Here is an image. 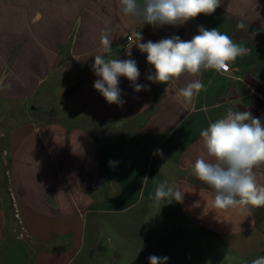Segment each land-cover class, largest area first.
Listing matches in <instances>:
<instances>
[{"label": "crops", "instance_id": "0c3cea01", "mask_svg": "<svg viewBox=\"0 0 264 264\" xmlns=\"http://www.w3.org/2000/svg\"><path fill=\"white\" fill-rule=\"evenodd\" d=\"M240 22L244 29L237 28ZM201 25L219 28L248 54L223 74L205 70L157 84L146 78L154 72L147 54L133 45L135 39L126 43L134 31L141 32V43L190 40ZM103 31L113 39L109 53L100 43ZM97 54L135 59L137 83L150 90L135 92L120 77L126 103H107L94 88ZM7 75L12 83L1 84L0 101L16 102L12 87L19 76L29 103L20 110V126L9 133L10 183L34 245L8 238L10 205L0 182V264H68L88 214L106 211L108 204L122 211L143 199L153 203L165 180L185 192L182 203L162 202L173 217L221 238L250 232L264 246V226L256 225L246 205L215 208L214 191L191 174L196 158L206 154L200 131L228 109L250 111L264 122V0H221L212 15L155 28L124 16L119 0H0V77ZM193 79L204 90L186 101L178 92ZM11 114L0 115L7 117L3 124L17 117ZM157 149L162 155L154 154ZM253 171L264 186V164Z\"/></svg>", "mask_w": 264, "mask_h": 264}, {"label": "clouds", "instance_id": "9594fccd", "mask_svg": "<svg viewBox=\"0 0 264 264\" xmlns=\"http://www.w3.org/2000/svg\"><path fill=\"white\" fill-rule=\"evenodd\" d=\"M119 4L124 16L140 19L143 25L155 28L182 25L201 14L212 15L220 7L221 0H119ZM237 28L244 29V23H238ZM131 38L137 41L133 45L147 54V64L154 69L147 80L157 84H167L185 74L198 77L205 70L223 74L229 71L231 62L249 52L247 47L219 28L207 29L202 25L190 40L172 36L141 43L140 31H134ZM112 40L106 31L102 32L100 43L104 53L111 52ZM126 54L131 57L130 49ZM92 70L97 77L94 88L109 104L122 106L126 103L121 99L120 77L130 81L135 92L150 90L147 85L137 83L140 71L135 59H114L97 54ZM202 90L204 84L201 80L193 79L179 89L178 95L191 101ZM199 135L206 154L196 158L191 165V174L214 191L213 206L227 209L238 205L253 208L264 205V186L258 185L253 171L264 164V122L253 117L250 111L228 109L223 117L209 123ZM154 154L162 155V150L157 149ZM109 163L115 165L117 162ZM184 194L178 185H170L165 180L158 183L151 199L154 205L173 200L182 203ZM167 261L166 256L149 257V264H167ZM251 264H264V256L252 260Z\"/></svg>", "mask_w": 264, "mask_h": 264}, {"label": "rangeland", "instance_id": "374dc122", "mask_svg": "<svg viewBox=\"0 0 264 264\" xmlns=\"http://www.w3.org/2000/svg\"><path fill=\"white\" fill-rule=\"evenodd\" d=\"M18 78L20 84L12 87L19 96L16 102L9 105L3 103L7 100L0 101L1 116L5 111H12L11 116L17 115L7 124H3L7 117L0 116V182L10 205L8 238L31 248L34 242L27 230L24 231V221L10 183L9 133L20 126L25 116L20 110L29 104L23 97L25 81ZM0 79V87L5 82L12 83L9 75ZM7 93L8 90L3 94ZM30 103L32 105L34 100ZM106 208V211H93L86 216L80 245L68 264H149L152 255L168 257L167 264H251L252 260L264 256L259 235L247 232L243 236L221 238L188 227L162 204L154 205L143 199L122 211L112 210L115 207L111 204ZM259 230L264 232V227Z\"/></svg>", "mask_w": 264, "mask_h": 264}, {"label": "trees", "instance_id": "16d2710c", "mask_svg": "<svg viewBox=\"0 0 264 264\" xmlns=\"http://www.w3.org/2000/svg\"><path fill=\"white\" fill-rule=\"evenodd\" d=\"M246 207L249 208V210L253 214L256 225L258 227H260V225H263L264 224V205L258 208H253L251 205H246Z\"/></svg>", "mask_w": 264, "mask_h": 264}, {"label": "built area", "instance_id": "2783aa9c", "mask_svg": "<svg viewBox=\"0 0 264 264\" xmlns=\"http://www.w3.org/2000/svg\"><path fill=\"white\" fill-rule=\"evenodd\" d=\"M131 36H132V34H130V35L127 36V38H126V43L127 44H130V43H133L134 42V38H131L130 39ZM16 217L19 218V215L17 214ZM23 230H24V228H23ZM24 231H26V229Z\"/></svg>", "mask_w": 264, "mask_h": 264}]
</instances>
